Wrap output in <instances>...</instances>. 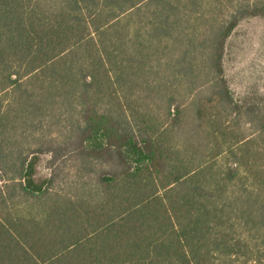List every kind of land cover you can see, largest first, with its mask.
Wrapping results in <instances>:
<instances>
[{
  "label": "trees",
  "instance_id": "16d2710c",
  "mask_svg": "<svg viewBox=\"0 0 264 264\" xmlns=\"http://www.w3.org/2000/svg\"><path fill=\"white\" fill-rule=\"evenodd\" d=\"M256 16L264 0H0V264H264V147L231 133L223 66ZM50 150L88 179L36 177Z\"/></svg>",
  "mask_w": 264,
  "mask_h": 264
},
{
  "label": "rangeland",
  "instance_id": "374dc122",
  "mask_svg": "<svg viewBox=\"0 0 264 264\" xmlns=\"http://www.w3.org/2000/svg\"><path fill=\"white\" fill-rule=\"evenodd\" d=\"M223 66L226 85L233 98V102L225 106V111H233V105L236 104L241 106L243 113L246 112V115L240 114L238 116L237 122H234L235 125L230 131L237 137L255 131L243 144L245 152L248 153L253 147L262 150L264 147V129L256 131L255 127L261 126L264 121V106L260 99L264 86L263 18L259 16L246 17L238 23L227 38ZM216 88L218 87L214 85L212 88L207 86L206 89H199L196 104L200 102L198 100L205 93L209 95ZM221 105L217 104L213 110H220ZM51 134L54 136V139L51 140L53 147L67 141L66 137L63 136L66 134L65 131L52 130ZM84 162H86L84 159H75L69 152L65 151L60 152L59 155L55 154L54 150L42 152L36 167V177L54 175L55 187L58 184H64V181H73L77 177V172L82 174L83 179H88L87 170L80 169L81 163L84 164ZM94 163L96 170L108 167L106 163H102L100 160H95Z\"/></svg>",
  "mask_w": 264,
  "mask_h": 264
}]
</instances>
